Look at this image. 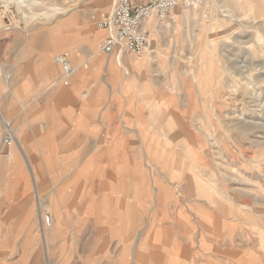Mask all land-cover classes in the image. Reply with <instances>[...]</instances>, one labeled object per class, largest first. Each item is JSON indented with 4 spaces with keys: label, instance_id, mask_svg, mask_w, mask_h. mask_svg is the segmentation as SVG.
<instances>
[{
    "label": "rangeland",
    "instance_id": "rangeland-1",
    "mask_svg": "<svg viewBox=\"0 0 264 264\" xmlns=\"http://www.w3.org/2000/svg\"><path fill=\"white\" fill-rule=\"evenodd\" d=\"M113 3L0 0V90L37 66L40 95L60 83L78 99L70 167L53 163L49 99L39 168L0 119V264H264V0L152 18L156 54L123 66L98 51ZM59 55L76 70L67 88Z\"/></svg>",
    "mask_w": 264,
    "mask_h": 264
},
{
    "label": "crops",
    "instance_id": "crops-1",
    "mask_svg": "<svg viewBox=\"0 0 264 264\" xmlns=\"http://www.w3.org/2000/svg\"><path fill=\"white\" fill-rule=\"evenodd\" d=\"M147 26L149 27L148 24ZM61 45L62 44H57L56 46H58L59 48H63V46ZM154 46H155L154 36L152 34L150 38L149 49L152 48L151 53L155 55L156 51ZM121 58H122L121 60H119L117 57L115 59L119 64L123 65V62L126 61L124 59L125 55H122ZM72 67L74 70L73 72L74 74L76 73V70L73 65ZM15 73H20L19 81L16 82L15 84L11 83L12 85L8 84V86L10 87H7V82H5L4 85L2 84V86H4V92L0 90V96H1L0 119H10L12 122H14L13 124L17 135L16 138L17 146L20 147L23 153L26 154L27 152L30 154L29 157L25 155L28 167L30 169L40 167V165L37 164L38 160H36V157L34 156L35 152L41 150V148L39 147L40 139H37L36 136V129L38 128V122L40 120L48 119L47 114L45 112L40 113L41 107L43 106L47 107L48 101L51 102V105L49 106L51 112L53 113L51 114V117L52 120L56 122L55 127L58 130L56 133V137L58 138V140H55L54 144H52L56 148V150L54 149V152H52L53 155L55 156L53 159V163L57 167H62V168L70 167L69 160L68 161L61 160L59 153L62 150L61 145L63 146V142H64V141L62 142V138L64 136H68L69 138L74 136V134H71L70 132L71 130L69 128L68 131L64 130L66 124L64 122H68L70 119V113L78 109V99L75 98V96H73L69 90L62 88L60 83L59 84L57 83L56 86L48 89L49 90L48 93L46 94L43 93L40 95V90L46 89L45 85L46 83H48V81L43 80V77L40 76L41 74L39 73L37 66H32L30 70H18V68H16ZM5 75L7 76V73H5ZM11 86H13L12 88L14 89L13 94H11V98H9V100L7 98H2V96H5L7 94V89L8 90L11 89ZM62 86L67 88L70 85L68 86L62 85ZM41 97L45 100L46 103L43 104L40 103L39 99ZM4 123H8V122L4 120ZM84 135L85 133L84 134L79 133L78 135L79 145L72 146L69 150L70 153L76 154L80 151L79 146H81L80 143L83 141L84 138V137L83 138L80 137ZM58 141H59V145L56 146L55 143H57ZM67 141L65 142L64 147L67 146ZM84 142L85 141H83V143ZM36 148L38 149L37 151ZM8 153L11 159L13 160L16 159V155L14 154L15 151L10 149ZM44 155L46 156L47 153L45 152ZM43 159L44 160H42V162L45 161V163H47L46 157H43Z\"/></svg>",
    "mask_w": 264,
    "mask_h": 264
},
{
    "label": "built area",
    "instance_id": "built-area-1",
    "mask_svg": "<svg viewBox=\"0 0 264 264\" xmlns=\"http://www.w3.org/2000/svg\"><path fill=\"white\" fill-rule=\"evenodd\" d=\"M215 0H114L109 12L103 13L99 21V28L106 33L98 45L99 53L109 56L129 54L142 59L150 46V36L146 30L147 22L154 18L163 22L174 9L203 11L211 10ZM60 64L63 75L61 83L69 85L73 69L66 56L54 58ZM15 141L10 128H4L1 144L11 146ZM46 214V224L51 219Z\"/></svg>",
    "mask_w": 264,
    "mask_h": 264
},
{
    "label": "bare ground",
    "instance_id": "bare-ground-1",
    "mask_svg": "<svg viewBox=\"0 0 264 264\" xmlns=\"http://www.w3.org/2000/svg\"><path fill=\"white\" fill-rule=\"evenodd\" d=\"M148 50H149V49H148ZM123 54H124V53H122V54H117V55H113V56H119V57H120V56L123 55ZM117 58H118V57H117ZM123 64H124V62H123ZM120 66H121V65H120ZM122 66H123V65H122ZM5 128H9V126L6 125Z\"/></svg>",
    "mask_w": 264,
    "mask_h": 264
}]
</instances>
